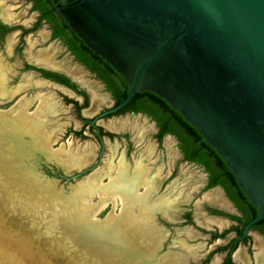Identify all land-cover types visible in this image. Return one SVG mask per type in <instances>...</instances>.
Masks as SVG:
<instances>
[{"label": "rangeland", "instance_id": "obj_1", "mask_svg": "<svg viewBox=\"0 0 264 264\" xmlns=\"http://www.w3.org/2000/svg\"><path fill=\"white\" fill-rule=\"evenodd\" d=\"M10 4L13 5L10 8L19 15L15 22L24 20V24L30 27L36 15L28 13L29 6H26L22 0H13ZM50 33L49 27L45 25L36 33L32 32L27 36L23 52L21 55H15L11 60L14 64V70L19 69L26 56L30 58L28 59L30 62L37 60L40 63V56L50 53L54 59L50 57L52 64L50 59L47 63L55 68L64 69L77 78L88 90L90 106L95 96L105 97V102L92 116L85 114L90 106L83 110L82 116L84 118H92L106 108L113 106L114 102L105 86L94 75L75 62L73 56L59 40L50 42ZM19 34L18 30L13 33L12 43L18 42ZM4 51V49L0 50V54ZM15 74L14 77H8V87L5 88L0 83V116L15 122L18 120L14 119L15 111L24 104L29 120L16 125L20 131H18L19 134L16 133L12 137L17 138V135L18 137L19 135L31 136L32 144L38 137H45L44 143L40 141L41 147L33 146L38 150L46 149L54 154L62 165H66V169L59 167L54 162L47 163L40 154H37V158L29 164L36 169L41 184L51 185L56 189L52 195L49 194L51 197L45 193L46 197L54 202L50 216H46V214L41 213L42 208L39 203L41 196L33 194L32 191L30 193L22 191L27 184L24 181L21 183L19 177L23 180L26 175L23 174L20 159L14 158L12 154L15 144L10 142L11 147H7V152L12 154V157L4 154L2 156H4L5 161L8 158L11 160V164L14 163L13 168L11 165L0 164V264H29L20 257L21 262L16 258L22 251H28L31 255L40 258V264H66L64 262L71 259L76 264H104L103 262L106 260L101 256V261L99 260L100 263H98L93 260L89 253L96 241L91 242V238L94 239L95 237L90 238L87 234L88 231L93 235L102 233L109 238H117L124 242L122 243L124 246H132L131 249L138 253L135 254V260L140 264H158L154 256L159 259V264H203L201 261L206 260L208 251H210L208 236L197 227L184 226L178 216L187 211L189 205L195 204V214H198L207 206L206 204L211 202L221 204L224 195L219 188L203 192L206 184L205 170L200 165L184 161L178 149L177 140L174 137L166 136L163 142L159 144L155 138L157 132L155 123L148 116L123 114L100 121L99 125L113 134L111 138L103 137L101 143L96 138L95 132H91L88 128L84 129V122L80 120L74 105L66 101V97H68L77 99L82 104V98L51 83H42L39 79L34 80L35 83H33L31 78L26 81V85L21 91L18 88L24 85V81L21 80V77H17L18 72ZM0 75V82H4V76ZM31 84H35L37 87L27 89ZM37 119L38 124L35 121ZM19 121L22 120L15 123L17 124ZM14 127V125L7 126L6 129L12 130ZM0 130L2 131L3 128ZM25 141L27 142L29 139L26 137ZM0 142L3 144L5 140L3 138L1 140L0 137ZM17 146L19 147L20 143ZM123 165L126 168L125 178L127 179L136 170L143 167L141 169L143 174L140 173L142 181L136 195V200H139H125V203L119 202L116 207L110 204L105 210L99 211L102 204L109 200L110 194L122 192L117 189L114 190L110 184L116 180ZM87 169L90 170L85 171L80 177L74 178L75 175ZM7 172H10L9 176L6 174ZM11 172H15L14 176ZM16 182L20 184L18 185ZM196 199L197 203H195ZM29 200H35V204L32 206ZM166 204L169 206L168 208H164ZM156 206L159 207L157 212ZM156 215H162L172 222L166 230H162L164 223L160 225L163 234L162 239L163 236H166L165 242L160 245V254L153 253V250L148 252L146 250L148 248L135 241L133 236L134 231L138 228L136 227L138 220L145 222L150 219L157 227L159 224L154 222L158 219ZM87 216L92 222L106 225L105 232H101L94 226L85 227V220L82 219L87 218ZM151 216H155L154 220ZM73 217L76 221L72 220ZM126 218H129V224H122ZM65 219H68L67 224H65ZM209 221L211 222V220H205L203 213L201 216L198 215V218L196 217V222L201 227L205 226L204 228L207 230L214 227V225H208L207 222ZM202 223L205 225L203 226ZM83 228L87 232L81 230ZM252 237L251 246H246V252L250 250V247L251 250L256 251L259 237L256 233H252ZM79 244L86 245L88 248H90L89 246L92 247L90 250L88 248L81 250ZM189 246L192 248L191 251L187 249ZM242 246L244 247V244ZM57 248L64 252L67 261L57 258L55 255ZM140 252L154 256L149 259ZM249 253L247 254L248 261H250ZM241 254L240 258H235L241 259L243 257L242 250ZM126 258L131 259V256L127 254ZM219 258L221 257L216 254L208 264H215ZM235 262L247 264L242 260L235 259Z\"/></svg>", "mask_w": 264, "mask_h": 264}, {"label": "water", "instance_id": "obj_2", "mask_svg": "<svg viewBox=\"0 0 264 264\" xmlns=\"http://www.w3.org/2000/svg\"><path fill=\"white\" fill-rule=\"evenodd\" d=\"M51 1L59 18L128 85L125 100L92 123L115 115L137 94L150 92L166 101L218 152L256 207L244 239L264 219V0ZM3 138L0 164L13 168L3 154L20 159L26 176H18L19 181L27 184L22 191L41 196V213L50 216L54 202L49 197L56 189L41 184L29 164L37 154L52 162V154L36 149L23 135ZM10 142L15 144L11 155ZM82 220L105 232L106 225ZM89 236L95 237V246L79 248L91 249L98 263L101 256L104 264H140L135 260L138 253L123 241L113 237L109 242L102 233Z\"/></svg>", "mask_w": 264, "mask_h": 264}, {"label": "flooded vegetation", "instance_id": "obj_3", "mask_svg": "<svg viewBox=\"0 0 264 264\" xmlns=\"http://www.w3.org/2000/svg\"><path fill=\"white\" fill-rule=\"evenodd\" d=\"M12 1L13 0H0V50H3V49L5 50L2 54H0V63H1L0 74H2L5 78L4 82H0L2 86H4L5 88L6 86L8 87L7 79L14 77L16 75L15 73L18 72L17 77H21V80L24 81V85L18 88L19 90H21L26 85V81L29 78H31L33 83H35L34 80L39 79L42 83L47 84L48 82V83H51L52 85L61 87L69 92H72L73 94L77 95V97L82 98L83 103L81 104L77 99H72L68 97H66L67 99L66 101L74 105L76 111L79 114L80 120L84 122V129L88 128L89 130H91V132H95L96 138H98L101 143L103 142V137L108 136L111 138L113 137V134L111 132H107L105 128L100 126L99 125L100 121L105 120L110 117L123 115V114H134V115L143 114V113L135 114L132 111H122L121 109L115 115L108 116L105 119H102L93 124L92 121L99 114L92 118H84L82 116V111L89 108L90 106V95L88 93V90L83 86V84L80 83L77 80V78L72 76L70 73L66 72L64 69L55 68L53 65H50V64L38 63L37 60L30 62L28 60L30 59L28 56H26L25 59L22 60V63L20 64L19 69L14 70V67H13L14 64L11 62V60L15 55H21V53L23 52V47L26 43L27 36H29L32 32L36 33L43 26L47 25L49 27V30L51 31L50 39H49L50 42L59 40L62 43V45L67 49V51L73 56L75 62L81 65L87 72L94 75L96 79L105 86V89L110 94L111 99L113 100L114 104L113 106L106 108V110H104L103 112L118 105L117 101L113 97V94L111 93V91L108 90L106 84L101 79H99L95 73H92L89 69H87L82 63H80L76 59L75 55L69 50L68 46L65 45L64 40L53 38L52 26L47 23L46 16L40 10L35 9V1L22 0L23 3L26 4V6H29L28 13L30 15L31 14L36 15V18L30 27H27L24 24V20H21L18 23L15 22L18 20L19 15L15 14V12L10 8V6H13L10 4V2ZM40 1H46V0H40ZM16 30L20 32L18 42L12 43V35ZM51 59H54V56L51 57ZM51 59H50V63L52 64ZM62 67L65 68L63 65ZM31 87H37V86L35 84H31V86L28 87L27 89H30ZM143 115H146V114H143ZM148 117L155 123V128L157 131L155 134V138L158 141V143L161 144L166 136L174 137L178 142V149L184 161L192 163L185 159L183 152L179 148V141L175 136L167 134L163 137L161 141L158 139V134L160 130L157 126V122L154 121L150 116ZM124 136L128 137L127 135H124ZM25 137L31 138V136H25ZM42 150H46V149H42ZM48 153L52 154L51 152H48ZM52 157H53V159H51L52 162H54V164L57 165L56 162H59L58 159L56 158L54 154H52ZM52 162L50 161L49 163H52ZM192 164H195V163H192ZM63 166H65L66 168V165H63ZM202 167L204 168L205 174H206V184L204 186L203 192H208L210 190L219 188L220 190H222L223 195H224V199L222 200L223 203L220 204V203L211 202L209 204H206L207 206L204 207L202 212H199L198 214L197 213L195 214V209H196L194 206L195 204L191 206L189 205L187 208L188 209L187 211L182 212V214L179 216L177 215L178 219H180L181 222L184 223V226H187V227L193 226L194 228L197 227L201 232H203L206 236H208V239H209L208 248L210 251H208L209 254L206 256V260L201 261V263L208 264L210 259L214 257L216 254H218V256H220L221 258H219L215 264H237L235 262V259L245 261V263L247 264H250V261H251V264H264V250H263L264 249V234L261 233L260 231H257L251 228L248 235L244 239H241V237L243 236L244 228L249 223V222L247 224L244 223L245 213L243 212V210H241L238 207L236 202L228 196L226 190L221 185H216L210 189H207L208 185L210 184V176L206 168L204 166ZM89 170L90 169L84 170V172L89 171ZM170 200L174 201L173 199H170ZM195 203H197V199ZM158 206H156V212L159 208ZM168 207L169 206L167 204L166 206H164V208H168ZM202 213L205 216V220H211V222L210 221L207 222L208 225L209 224L214 225V227L211 228V230H207L206 228H204L205 223H202L204 227H201L196 222V217L198 218V215L201 216ZM156 216H157L156 218L158 219H156L154 222H156V224H159L157 225V228H159L161 232L162 230H166L168 226H171L172 222H170L168 218H164L162 217V215L161 216L156 215ZM152 218L154 220L155 216H153ZM163 223H164V227L162 228L164 229L161 230L160 225H162ZM252 233H256L258 235L259 241H258V244L256 245L257 252L255 250L254 251L251 250V247H250V250H248V252H250L249 253L250 261H248L247 259L248 252H246L245 248L247 245L251 246V241L253 240ZM165 237L163 236V239L161 240V242L159 243L157 247H153L152 249H146V250L148 252L149 251L151 252L153 250L152 251L153 253L157 252L158 254H160L159 253L161 252L160 245L162 244V242L163 243L165 242V239H166ZM242 244H244V247L242 246ZM187 249L191 251L192 248L191 246H189V248ZM239 249H241L243 252V257L241 259H237L234 256L236 251ZM140 254L143 255L142 252H140ZM145 256L151 259L154 255L150 256L148 253H146ZM154 257H155V260H157L159 264V259L156 256Z\"/></svg>", "mask_w": 264, "mask_h": 264}, {"label": "trees", "instance_id": "obj_4", "mask_svg": "<svg viewBox=\"0 0 264 264\" xmlns=\"http://www.w3.org/2000/svg\"><path fill=\"white\" fill-rule=\"evenodd\" d=\"M31 1H35V9L40 10L46 16L47 23L52 26L53 38L63 39L76 59L106 84L117 104L122 103L128 90V85L122 77L100 56L93 54L86 44L71 31L69 25L59 18L53 10L51 0ZM122 111H132L135 114L143 113L150 116L157 122L160 141L167 134L175 136L185 159L206 168L210 176V184L207 189L216 185L224 187L228 196L245 213V224L256 217L257 209L240 188L236 177L226 166L222 157L209 144H206L198 130L191 126L179 112L172 109L166 101L153 93L145 92L137 94ZM252 229L264 234V219L255 224Z\"/></svg>", "mask_w": 264, "mask_h": 264}, {"label": "bare ground", "instance_id": "obj_5", "mask_svg": "<svg viewBox=\"0 0 264 264\" xmlns=\"http://www.w3.org/2000/svg\"><path fill=\"white\" fill-rule=\"evenodd\" d=\"M41 58L40 59V63H44V64H49L47 63L48 59H50L51 57V54L50 53H45L43 54L42 56H40ZM1 76V75H0ZM30 81V80H29ZM30 86V85H29ZM42 95V93H41ZM105 102V97L103 96H95L92 100V103H91V106L88 110L85 111V114L86 115H89V116H92L93 114H95V112L98 110L99 106ZM23 103V102H22ZM26 105V104H25ZM51 106H54V105H51ZM38 116V115H37ZM36 116V117H37ZM39 117V116H38ZM14 119H18V120H22V121H19L17 124L15 122H17L18 120H16L15 122L11 121V120H8L7 118H4L2 116H0V128H3V130L1 131L0 130V133H1V140L3 137H12V135H15L16 133H18V131H20V129L16 128L18 126V124L23 123V121H28L29 120V117L26 115V109H25V106L24 104H22V106L20 105L18 107V109H16L15 111V117ZM31 119V118H30ZM39 119V118H38ZM38 119L35 120L36 123L38 122ZM33 121V120H32ZM24 122V123H25ZM39 123V122H38ZM37 123V124H38ZM28 124V123H27ZM32 124V123H31ZM41 124V123H40ZM15 126L14 128H12V130H9V129H6L7 126ZM24 127V126H23ZM34 127V126H33ZM32 127V128H33ZM27 128V126H26ZM40 128V127H39ZM19 134V133H18ZM20 136V135H19ZM42 136V135H41ZM15 138V137H13ZM17 138H18V135H17ZM16 138V139H17ZM44 138V139H43ZM4 139V138H3ZM45 140V137H38V139L34 140L33 141V145L36 146V147H41V144H40V141L43 142ZM44 143V142H43ZM56 143V141H55ZM14 144V143H13ZM20 147V146H19ZM75 162V161H74ZM123 162V161H122ZM78 163V162H77ZM124 163V162H123ZM65 164V163H64ZM121 164V163H120ZM125 165H123V168L121 170V172H119V175L118 177L116 178V180L112 181L113 183L110 184L114 190L117 189L118 191H122L121 193L119 192L118 194H110L109 196V200L105 201L102 206L100 207L99 211H103L105 210L110 204H113L114 207H116V205L119 204V202L121 203H125V200L128 201V200H139L137 199L136 200V195H137V190H138V187L139 185L141 184V177H140V173L143 174V171L141 169H138L136 170V172L129 178H125V170L126 168L124 167ZM142 176V175H141ZM7 178V177H6ZM87 184V183H86ZM86 186V185H85ZM84 186V187H85ZM93 188V187H92ZM103 188V187H102ZM101 188V189H102ZM108 188V187H107ZM94 189V188H93ZM147 190H149L148 188H146ZM86 190V189H85ZM88 191V190H87ZM86 191V192H87ZM98 191V189H97ZM104 191V190H103ZM89 192V191H88ZM91 192V191H90ZM94 192V191H93ZM111 192V191H110ZM115 192V191H114ZM86 194V193H85ZM27 195V194H26ZM105 195V194H104ZM140 202V201H139ZM142 202V201H141ZM127 203V202H126ZM84 205V204H82ZM132 205H134V203H132ZM75 207V206H74ZM138 207V206H137ZM126 208V207H125ZM142 208V207H141ZM138 209V208H137ZM135 210V209H134ZM72 211V210H71ZM79 211V210H78ZM128 211V210H127ZM131 211V210H130ZM80 212V211H79ZM140 214V213H139ZM148 214V213H147ZM79 215V213H78ZM132 216V215H131ZM133 217V216H132ZM88 218V217H87ZM134 218V217H133ZM146 218V217H145ZM144 218V219H145ZM148 219V217H147ZM126 221L122 224H129V218H126L125 219ZM4 221V220H3ZM6 221V220H5ZM131 221V220H130ZM137 221V220H136ZM143 220H138L137 221V224H136V227L137 230L134 231V239L135 241H138L142 246L148 248V249H152L153 247H157L161 240H162V233L160 231L159 228H157L152 222L150 219H148L147 221L145 222H142ZM133 222V221H132ZM5 224V223H4ZM84 224V223H83ZM4 226V225H3ZM5 227V226H4ZM2 227V228H4ZM7 227V226H6ZM85 227H87V225L85 224ZM129 227V225H128ZM110 228V227H109ZM134 229V228H133ZM8 230V228H7ZM83 231H86L83 229H81ZM133 231V230H132ZM87 232V231H86ZM90 231H88L87 234H90L89 233ZM130 236H131V232H130ZM26 237V236H25ZM14 238V237H13ZM132 238V237H131ZM111 239L112 238H109V242H111ZM133 240V239H132ZM31 241V240H30ZM134 241V240H133ZM134 241V242H135ZM30 244V243H29ZM54 245V244H52ZM13 248L14 246L11 245ZM32 246V244H31ZM34 246V245H33ZM55 246V245H54ZM35 247V246H34ZM57 247V246H55ZM50 248V247H49ZM45 249H47V247H45ZM54 251V250H53ZM33 253V252H32ZM56 253V252H55ZM57 256V258H61V259H64L65 261H67L65 255H64V252L60 249L57 248V253L55 254ZM54 255V256H55ZM40 256V255H39ZM242 256L241 254V250H238L236 251L235 253V257L237 258H240ZM19 257L23 260H26V262H28L29 264H40V258L34 256V255H31L30 253H28V251H22L20 253V255H18L16 258L19 259ZM42 257V256H40ZM45 259V258H44ZM43 260V259H42ZM57 260V259H56ZM59 260V259H58ZM63 260V261H64ZM20 261V259H19ZM21 262V261H20ZM24 262V261H22ZM45 262V261H44ZM52 263V262H51ZM66 264H76V262H74V260H70V261H67V262H64ZM44 264V263H43ZM63 264V263H62Z\"/></svg>", "mask_w": 264, "mask_h": 264}]
</instances>
